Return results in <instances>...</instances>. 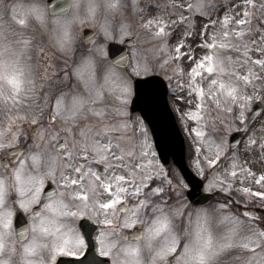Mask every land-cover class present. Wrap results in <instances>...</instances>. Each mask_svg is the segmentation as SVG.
I'll return each instance as SVG.
<instances>
[{
  "label": "snow or ice",
  "instance_id": "6c2138e0",
  "mask_svg": "<svg viewBox=\"0 0 264 264\" xmlns=\"http://www.w3.org/2000/svg\"><path fill=\"white\" fill-rule=\"evenodd\" d=\"M243 2L245 17H252L256 8L264 10V3H258L257 0H243ZM142 4L147 6V0H106L109 12L103 15L101 23L105 35L112 34L110 21L113 14L123 16L126 10H131L138 16L145 11ZM249 4L253 11L248 10ZM20 7L22 5H18L13 0H0V57L9 47L14 53V57L7 63L0 59V77L5 74V68L10 69V74L7 75L9 82L13 85L8 94L0 91L3 107L7 109L11 106L15 110L25 112V115L19 118L21 121L38 115L41 105L54 109L57 113L56 119L62 125V131L68 134V141L57 149L51 146V141L55 139L54 131L45 132L43 135L38 134L39 144L35 145L23 160L16 161L15 165L0 164V170H6L8 174L7 180L4 176H0V254L8 253L6 238L13 234L15 208L9 205V197L6 194L10 183L14 193H18L15 206L32 212V223L23 229V233L27 234L31 231L33 234L32 240L23 244L21 253L27 264H36L35 261L28 259V255L36 253L38 249H47L50 257L47 262L41 261L40 264H55L56 253L66 251L68 248L83 247L84 236L73 223L69 222V218L85 215L88 211L97 213L101 209L107 214L126 198L125 193L137 198L133 210L123 208L122 211L128 215H125L122 220H119L113 212V218L105 219L104 224L115 225V230L101 233L102 246L108 249L105 254L115 258L113 264H146L140 245L125 242L120 230L132 228L134 224L141 223L139 216L142 212L149 214L147 212L149 208L153 225L150 231L154 236L163 235L164 243L158 245L155 251L149 254L150 259L147 264H166V262L169 264V257L175 260V264H191L192 261L196 264H264V221L257 223L256 215L251 212L243 218L232 214L224 216L223 220L229 226L213 232L207 225L210 219L208 210L200 209L195 241L191 245L182 242L176 232L172 231L171 226L174 221L185 215L186 206L179 200L168 203L165 199L168 194L166 185H173V179L156 159L147 126L142 119L133 118L128 111L129 98L133 94L131 80L124 74L105 71L109 53L103 45H97L90 50V55L84 63L79 65L75 63L66 68L53 65L51 55L34 44V37L28 31L36 20L46 27L47 14L42 10L41 5H33L28 12L22 14L18 12ZM43 7L46 8L45 5ZM173 7H187L191 13L193 10L200 11L205 4L203 0H195L194 3L187 5L173 3ZM68 9L69 12L73 9L77 12L82 10L83 15L79 19L80 23H83L85 19L97 16L99 5L97 0H86L85 5H82L80 0H72ZM60 16H67V14ZM5 17H10L17 27L6 25ZM140 19L142 20L140 26L149 37V42L155 41L156 45L151 49H146L142 45L138 46L134 67L128 64L129 58L124 55L119 56V62L130 67L131 72L136 75L148 74L154 70L160 73L171 70L172 75L178 73L182 76L184 69L179 65L175 69L172 66L177 59L194 55V53L183 52L187 38L194 33L190 31L181 33L184 43L178 41L173 51L169 47L168 38L175 34V30L169 31V29L177 23L176 19L167 23L156 17ZM178 19L181 24L187 25L191 16L181 15ZM232 22L237 24L235 29L231 28ZM223 24L227 28L220 33L223 42L208 45L212 49L211 54L204 55L190 68L192 82L186 85L190 94L194 92L199 96L198 105L187 113L192 120L197 121L193 131L202 143L209 146L213 144L211 133L217 131L215 124L221 116L224 119L230 116L233 120L250 119L245 117L244 110L255 92L253 91L252 95L247 93L253 90L257 83L264 86V76L256 72L257 66L261 72H264V58L253 57L252 48L248 46L259 43L261 47L256 51L264 53V36H258L257 40L249 39L241 48L240 45L244 43L246 37L255 31L251 20H234L226 13ZM129 27L126 21H122L121 34H128ZM72 31V21L66 20L56 32L57 41L64 49L61 52L66 56L74 54V50L69 52ZM5 32H12L16 38L5 44ZM213 40L215 41V34ZM34 47H37V51L41 54L42 63L33 62L31 53ZM241 52L249 61L247 73L238 70L235 57L232 55V53ZM74 67L81 76L89 69H93L92 81L97 79L98 71L102 72L106 81L116 85L119 94L108 97L103 89H93L91 84H88L89 91L93 92V95L88 96L85 101V97L80 93H73L70 89L64 90L71 79L70 72L73 73ZM198 69L206 70L215 77L208 81L209 88H215V92L211 95L206 93L203 83H197L198 79L204 80L203 72ZM169 78L172 77L169 76ZM25 80L28 87L22 90L21 86ZM44 88L46 91H43ZM137 98L139 100L137 107L146 112L154 102L152 98L144 96L139 87H137ZM29 99L33 103H27ZM36 101L39 103H35ZM8 102H11V105ZM213 104L216 115H212L209 111L210 105ZM237 106L241 109L238 115ZM228 123H232V120H228ZM18 127L19 124L11 125V129ZM11 129L9 135H12ZM256 144L255 139H249V145ZM3 147L4 145L0 143V148ZM215 147L216 152L213 158L204 159L209 166L218 167L222 158H228L224 156V149L220 144H216ZM260 149L264 152V142L260 143ZM196 150L199 153L201 146L197 145ZM209 150L211 151V147ZM82 159L99 161L106 166V172L112 171V175L102 181L99 173L79 163ZM196 163L199 164L200 161L197 160ZM241 163L238 154H233L230 168L225 169L227 175L232 178H235L238 173L242 174V177L257 175L251 167H241ZM114 169H120L127 174ZM73 172L76 173L75 177L72 175ZM50 177H59V188L48 194L47 202L42 208H33V205L40 204L44 181ZM218 179L222 183H217V187H221L225 192L231 190L232 184L228 180H225L223 176ZM258 182L264 184V170L260 172ZM124 185H129L131 191L129 192V187ZM175 186L181 187V185ZM101 187L111 193L114 198L102 203L97 198ZM242 191L252 193L250 188H244ZM180 195L182 196V193ZM255 195L264 197V191L256 192ZM52 197L56 199L52 200ZM46 210L56 213L55 220L45 214ZM37 232L43 236H52L55 241L48 244L38 240ZM141 236L142 233L135 234L133 239L138 241ZM10 251L16 253L17 249L12 247ZM174 253H178V256H172ZM0 264H12V261L0 259Z\"/></svg>",
  "mask_w": 264,
  "mask_h": 264
},
{
  "label": "rangeland",
  "instance_id": "374dc122",
  "mask_svg": "<svg viewBox=\"0 0 264 264\" xmlns=\"http://www.w3.org/2000/svg\"><path fill=\"white\" fill-rule=\"evenodd\" d=\"M151 1V0H149ZM208 0H203L205 7L201 9L200 11L193 10L191 13L189 10L185 7V10H183L182 15L185 17L191 16V20L188 22L187 25H184L183 29L175 31V36H170V41H168L169 47L171 50L174 51L175 46L178 41L184 43V40L181 38V33L190 31L193 32L194 35L191 37H188L185 43V46L183 48V52L186 54L194 53V55H188L186 58H180L175 61L172 68L175 69L177 65L182 67L184 69L183 75L180 74L172 75V71H167L164 73H160L158 70H154L148 74H159L165 77L166 79L171 76L172 78L169 80L171 81L172 87H171V105L173 109L175 110V113L177 115L179 124L187 138V144H188V161L192 168L201 176L209 175V171L213 166H209L204 158H207V160H211L213 158L214 153L216 152V144H220L221 148L224 149V155L230 156L229 159H221L219 166L217 167V170L215 171L214 175H210L209 178L206 180L205 185V191L208 192H216L218 190H222L221 187H217V183H222L218 178L223 176L225 180H228L231 184V190L235 191L240 194H243V197L246 198V203L248 202H254L255 204H260L264 206V197L256 196V192L264 191V184H261L258 182V176L262 170H264V152L260 149V143L264 142V110L261 112L260 116L255 119L251 124H249L246 120H233L232 117H228L227 119H224L223 116H221V119L216 122L215 127L217 129L216 132L211 133V139L213 141V144L209 146L208 144L202 143L201 139L196 135L195 131H193L194 128L197 126V121H194L191 119L190 116H188V111L194 110L195 107L198 105L199 96L197 93H189V89L186 87V85L190 84L192 82L191 80V73L190 68L195 65L197 61H199L204 55L211 54L212 49L208 46L211 45L214 42H223V38L220 35L222 30H227L225 25L223 24V17L227 13L231 15L234 20L239 19H246L251 20L252 27L255 29L254 33L250 36L246 37L243 44L240 45L241 48L244 47L245 44H247L248 40H257L258 36H264V31H261L264 29V10L260 8H256L254 10V15L252 17H245L243 16V11L245 8L243 0H219L216 7H212L213 5H210ZM186 4L194 3L195 0H186ZM258 3H264V0H257ZM184 8V7H183ZM248 10L253 11L252 6L248 5ZM22 14V13H19ZM135 18L133 17L132 20ZM136 23V21H134ZM215 22V23H213ZM141 23L138 26H133L134 23L131 25L133 26V29L128 31V35H137L136 37V43L133 45L132 51H133V57L134 62L136 64V50L138 46H143L146 49H151L154 45H156L155 41L149 42V37L144 34L141 36L142 30H141ZM5 24L11 25L13 28H16L17 26L11 21L10 17L5 18ZM43 30H41V28ZM237 27V24L232 22L231 28L235 29ZM51 26L49 25V30ZM41 30V32L46 33L49 30H46L44 26H42L39 22L33 21L31 27L28 29V31L33 35V37L37 36L34 35L36 31ZM215 34V41L213 40V35ZM9 35L12 39H15L16 37L12 34V32H9ZM111 35H116L112 33ZM44 35H39L37 38H42ZM125 36V34H124ZM123 36V38H124ZM40 41V40H39ZM206 42V43H205ZM34 44L37 46L36 42ZM39 46L42 47H49L45 44V42L40 43ZM250 48H252L251 55L255 58H264V53L256 51L257 48L261 47L259 43L256 45H248ZM56 47V46H54ZM234 55L236 64L238 67V70L242 73H247V70L249 68V61L248 59L243 55V53H232ZM54 57V56H53ZM52 57V58H53ZM38 58H42L41 55H39ZM36 62V60L34 61ZM40 62H43V58L40 60ZM52 62V60H51ZM121 72L128 77L129 80L132 82L133 86V79L129 76L130 72H127L123 68H119ZM198 71H202L204 75V80H197V83H203L205 87L206 93L211 95L215 92V88H209L208 81L210 79H214L215 77L212 76V74H209L206 72V70L198 69ZM256 72L258 75L264 76V72H261L259 67L257 66ZM145 75L144 73H140ZM102 78V72L98 71L97 79L99 80ZM72 83H73V93H80L81 95H85L88 91V84L86 82H83L81 79L76 77L74 74L72 76ZM184 85V86H181ZM260 83H257L255 88L253 90L248 91V95H252L253 91L255 92V95L253 96L252 100L248 102L247 108L245 111V117H248V113L252 109L253 104L256 101L261 100L264 104V92L263 88ZM105 92V95L108 97L117 96L118 90L116 85L111 84L109 88L103 89ZM132 96L129 98V104L131 101ZM183 97V99H181ZM257 97H261L258 99ZM9 105H11V102H8ZM31 104L30 102H27ZM243 103V101H241ZM23 107V105H21ZM215 109V105H210L209 111L212 115H216L213 110ZM15 110L13 107L9 106L7 109L4 107H0V128L8 126L10 124H14V122H20V119L17 117L18 115H15L14 122H11L10 124L6 120L9 114L5 116L6 113H9L10 111ZM241 109L236 108L237 115L238 112ZM17 111V110H16ZM129 111V107H128ZM20 112V111H18ZM22 112V111H21ZM19 116H22L20 113H18ZM133 118L142 119L141 117L135 116ZM6 120V121H4ZM143 120V119H142ZM228 120H232V123H228ZM4 121V122H3ZM144 124L147 126L149 130V139L151 144L153 145V152L155 153L156 159L159 160L157 156V152L154 147L153 139L151 136L150 129L147 125V123L143 120ZM19 124V123H17ZM204 130V129H202ZM236 130H243L245 132V136L243 138V141L239 144V146L233 150V152H230L229 150V136L232 132ZM63 133H58L55 135V139L53 142H56L57 138L60 136H63ZM7 135L2 134L1 139H5ZM13 137L12 142H15L16 140L19 141V132L15 131L11 135ZM255 139L257 141L256 145H249V139ZM222 141V143H221ZM39 144V140H38ZM197 145L201 146V151L197 152ZM209 147H211V151L209 150ZM203 149V151H202ZM202 152V153H201ZM233 154H238L241 163V167H251L253 172L256 173V176L251 175H243L238 173L235 178L229 177L227 175V172L225 169L230 168L231 166V157ZM199 160L200 163L197 164L196 161ZM160 161V160H159ZM79 163H83L86 165V168L93 167V171L99 173L101 180H106L109 176L112 175V171H105V165L100 163L99 161H88L86 159H82V161H79ZM95 168V169H94ZM99 168L101 169V172L99 171ZM165 168V167H164ZM168 175L173 179V185H166L168 187V194H180L184 191L186 187V183L183 180V177L181 176L179 170L175 167L167 169ZM114 171L123 173L120 169H114ZM76 176V173L73 174V177ZM175 185H181V187L177 188ZM154 186V185H153ZM244 188H250L252 189V193H245L242 191ZM99 194H111L108 193L106 189L100 188ZM126 194V193H125ZM110 199V196H109ZM108 199V200H109ZM182 203V202H180ZM182 204L185 205L183 202ZM224 206V207H221ZM208 212H214V215H210V219L207 222L208 228L212 230L213 232H216L217 230H223L226 229L229 225L226 221L223 220L224 216H228L230 214L235 215L237 217L243 218L246 216L247 213L240 212L238 210H230L227 209V205L224 203L220 204H214L212 206H209ZM252 213V212H251ZM107 219L106 216L102 215L101 217V223H104V220ZM179 224L181 219H177ZM70 222V221H69ZM55 241L54 237H50L49 240L45 241L46 243H53ZM84 247V246H83ZM83 247L81 248H68L66 251H72V252H79ZM106 251L107 248L101 246L99 247V250ZM100 250V252H101ZM42 251L45 255L44 258L38 257V252ZM173 255V254H172ZM49 257L48 250L47 249H38V251L34 254H30L28 259H31L36 262V264H40L41 261L47 262V258ZM143 259L145 260L146 264L147 261L150 259V256L148 254H145ZM27 264V262L23 263ZM169 264H175V261L172 259V257H169Z\"/></svg>",
  "mask_w": 264,
  "mask_h": 264
},
{
  "label": "flooded vegetation",
  "instance_id": "af4514ba",
  "mask_svg": "<svg viewBox=\"0 0 264 264\" xmlns=\"http://www.w3.org/2000/svg\"><path fill=\"white\" fill-rule=\"evenodd\" d=\"M50 0H44V5L47 8L49 14L51 16H60V15H64V14H68L69 13V9H68V5H70L71 0H54L52 2V5L50 6L49 4ZM186 0H147V6H145L144 4H142V7H145V11L139 13V15L137 16L136 14L132 13L131 10H126L123 14V16H120L119 14H113V16L111 17V33L116 34L111 35V36H107L104 33V30L101 28V23H96V22H91L87 19L84 20L83 23H81L78 26V34H79V39L75 45L74 48V54H68L67 56L62 53L57 47H54L55 44L53 43L52 37H51V32L50 30L47 31L46 33L41 32V30H43L41 27V30L36 31L35 33H33L34 35H44L42 38H37V36L34 37V42H36L37 47L38 48H42L44 49L48 54L51 55L52 58V64L53 65H58L61 68H66L68 65H72L75 63H78L81 56L89 53L90 50L94 49L97 45H103L105 50L109 53V43L110 42H122L123 40H125L128 37H138L137 35H131L129 36L128 34H126L124 36V34H121L120 32V23L122 21H126L130 27L128 29L131 30L133 29V26H138L140 24V22H142V20L140 18L143 19H147L149 17H156L158 19H162L165 21V23L169 22L172 19H176L177 23L175 25L172 26V28L169 29V31H177V30H182L184 25L180 23L179 21V16L182 15L183 10H185V7H173V3H179L182 5H187ZM210 5H213L212 7H216L219 0H208L207 1ZM187 10V8H186ZM135 18L134 20H132V18ZM6 18V17H5ZM134 21H136V24ZM134 23V25L132 26L131 24ZM142 33L141 36L145 34L144 29H142ZM33 36V35H32ZM124 36V38H123ZM175 36V34H174ZM40 40V41H39ZM168 40H170V37L168 38ZM45 42L46 45H48L49 47H42L39 46L40 43ZM37 47H34L32 50V58H33V62L36 61H40L42 58H38L39 55H41L38 51H37ZM132 47L129 48V52H130V62L129 65H131L132 67L135 66V62H134V55H133V51H132ZM108 61L112 62L113 64H115L116 66H118L119 68H123L125 69L127 72H130L129 76L134 79L133 77L136 74H133L131 72V68L130 67H124L122 65H118L116 63H114L110 56L108 57ZM70 76L71 79L68 81V83L65 85V89L64 90H71V92H73V81H72V76L73 73L70 72ZM168 85H169V100H170V96H171V81L169 80V77L166 79ZM39 90V89H38ZM43 91H46V88L43 89ZM27 102L33 103V101L31 99H29ZM171 102V101H170ZM35 103H39L38 101H36ZM20 113L22 116L25 115V112H18V110H11L9 113H6L5 116L7 114L8 117L6 118V120L8 121V123L10 124L11 122H14V120L12 119L13 114H17ZM135 114H137V116L141 117V113L136 112ZM135 114L133 115V117L135 116ZM57 113L54 111V109L52 108H46L43 105L40 106V112L38 115H34L32 119H24L23 121L20 120V122H14V124L19 123V127L16 129H11V125L14 124H10L8 126L5 127H1L0 128V137L1 135L4 133L7 136L5 137V139H1L0 138V143H2L4 145L3 148H0V164H7V163H11L12 165H15L16 161L18 160H23L29 152H31L34 148L35 145L38 144V139L37 136L39 135H43L45 132H55V135L58 133H62L64 131H62V125L60 124V121L58 119H56ZM21 116H19L20 118ZM10 129L12 130V133L15 131L19 132V141L16 140L15 142H12L13 137L11 135H9ZM152 139H153V143H154V138L153 135L151 133ZM68 141V134L67 133H63V136H60L59 138H57L56 142H53V140L51 141V146L53 148H59V146L65 142ZM47 142V141H46ZM154 147H155V143H154ZM82 161V160H80ZM177 168L179 170V168L177 167V165H175L174 163L170 164L168 166V169L170 168ZM91 168V167H89ZM93 169V167L91 168ZM95 169V168H94ZM215 169V168H214ZM217 170V168L213 171V169H211L209 171V175H206L205 180H207V178H209L210 175H214L215 171ZM99 171L101 172V169L99 168ZM180 171V170H179ZM74 174V172L72 173V175ZM184 182L186 183V187L184 189V191L182 192V196L180 194H167V197L165 198L167 200L168 203H172L173 201L179 200L180 202H184L185 206H186V213L183 217L179 218L180 220V224L178 222V220H176V224L178 225L177 231H182L185 224L188 222L189 219V214L192 213L194 210L196 209H209V206H212L214 204H220V203H224L225 205H227V209L230 210H238L240 211L242 210H248L252 213H254L257 217V223H261L262 221H264V206L260 205V204H255L254 202H248L246 203V198L243 197V194H240L238 192L235 191H228L225 192L224 190L222 191H216V192H212L214 194H210L211 196L209 197V199L207 201H200V198L198 199L199 201H192L188 194H187V190L189 189V184L186 181V179H184ZM206 185V183H205ZM126 187H129V192L131 191L130 186L129 185H124ZM59 188V177H57V179H46L44 181V185L42 188V192H41V196H40V204L38 205H33V208L39 209L43 207V204L47 202V198L48 194L53 192L54 190H57ZM125 195V199L121 200L111 212H107L101 209L98 210L97 213H93L91 211H88L85 213V215L82 216H78L75 218H69V221L71 223L75 224V227L79 229V231L81 232V234L84 236V240H85V244L84 247L79 251V252H72V251H63V252H58L55 254L56 258H55V264L58 262V260L61 257H79L82 256L84 254V252L86 251V249L88 248V242L87 239L85 238V235L82 231V219L83 218H87L90 219L92 222H94V224H96V230H95V234H94V238H95V244H96V251L104 257H109L110 260V264H113L114 262V257L112 255H106L105 252L108 251V249L104 252L101 249V252L99 250V247L102 246L101 243V233L106 232V231H113L115 230V225L113 226H109L106 225L104 223H101V217L102 215L106 216L107 219H112L113 218V212L115 214V216L119 219L122 220L125 215H128V213H125L124 211H122L123 208L127 207L130 211L133 210V206L137 203V198L133 197L131 195H129L128 193L124 194ZM198 197H202L203 198V194L200 196V194H198ZM114 198L112 196V194H99L98 195V199L103 203V202H107V200ZM18 199V193H12L9 197V205L14 206L15 208V215L13 217V234L12 236L15 237V239L17 241H19L20 243H18L16 245V248L18 250V254H9V253H5V254H0V259H11V261L13 262V264H15V262L17 260L20 261V264H23L25 262H27L23 256L21 255V253L23 252V244L27 243L29 241L32 240L33 234L31 233V231L27 234L23 233V229L27 226H29L32 223V212L31 211H24L23 209L19 208L18 206H15V201ZM75 210V209H73ZM147 212L149 214H144L143 212L141 213V215L139 216V219L142 221L141 223H137L134 224L132 228H125V229H121L120 231L127 235L129 237L130 240L133 239V236L135 234H138L141 232V228L143 229V231L145 230V228L148 226L149 223H151V209L149 208L147 210ZM182 242H184L182 240ZM30 255V254H29ZM28 255V257H29ZM172 256H178V253H174ZM38 257L40 258H44L45 255L42 251L38 252ZM144 257V255H143ZM50 259V257L47 258V261ZM174 260V259H173ZM175 261V260H174Z\"/></svg>",
  "mask_w": 264,
  "mask_h": 264
},
{
  "label": "clouds",
  "instance_id": "9594fccd",
  "mask_svg": "<svg viewBox=\"0 0 264 264\" xmlns=\"http://www.w3.org/2000/svg\"><path fill=\"white\" fill-rule=\"evenodd\" d=\"M13 2L17 3L18 5H22V7L18 8V12L19 13H24V12H28L29 9L33 6V5H41L42 6V10L47 14V20H46V27L45 25L41 24L42 26L45 27L46 30H49V25L51 26L50 28V32H51V37L53 40V43L55 44V46L60 50V51H64L63 48L60 47L58 41H57V36H56V32L60 29V27L65 23L66 20H71L72 21V41L71 44L69 46V52L71 50H74L75 45L79 39V34H78V26L81 24L80 23V19L79 17L83 15V11L81 10L80 12H77V10L73 9L71 12H69L67 14V16H51L47 10V8H44V0H13ZM82 5L86 4V0H80ZM72 3V0H71ZM70 3V4H71ZM97 4L99 5V10H98V14L96 17L92 18L89 17L87 18V20L91 21V22H96V23H100L102 20V17L104 14L109 12V9L106 7V0H97ZM33 19H35V17H32ZM37 22L40 23L39 20H36ZM5 44H8L12 38L9 35V32H5ZM90 55V53H86L82 56V58L79 60V63H84L87 61L88 56ZM14 57V53L12 51V49L6 48V50L3 53V56L0 57V59H3L6 63L9 61L10 58ZM77 65V66H78ZM93 71V69H89L88 71L84 72L83 76L79 75L77 73V69L76 67H74L73 70V74L78 77L79 79H81L83 82H86L87 84H91L93 89H107L109 88V86L111 85L110 82L106 81L103 76L102 78H100L99 80L96 79L95 81L91 80V72ZM105 71H115L116 73H119L121 75H123V73L121 72V70L119 69L118 66H116L115 64H113L112 62L107 61L106 66H105ZM4 75L2 77H0V91H2L4 94H8L11 92L13 85L9 82L8 79V75L10 74V69L5 68L4 69ZM28 87L27 81L25 80L24 84L21 86L22 90L26 89ZM93 95V92L88 91L85 95H83L85 97V101H87L88 96ZM0 107H3V102H2V97H0ZM7 172L6 170H0V176H4L5 179L7 180ZM49 179H57V177L55 178H49ZM14 193V189L12 188L11 184H8V188H7V196L10 197V195ZM48 199V197H46ZM52 200H55L56 197H52ZM200 209H196L194 210L192 213L189 214V219L188 222L185 224L184 228L182 231H177L178 225L176 224V221L173 222L171 228L172 231L176 232V234L179 236L180 239H182L184 241V243L186 244H192L195 239H196V233H197V229H198V215H199ZM45 214L53 217V220H55L56 218V213L51 212L49 210L45 211ZM210 215H214V212H209ZM62 222H63V218H61ZM73 225L74 221H73ZM54 226V224H53ZM153 225L152 223H149L148 226L145 228V230L142 233V236L140 237V239L137 240H130L129 237L125 234H121L122 239L125 240V242L127 243H131L133 245H136L137 243L140 245L141 249H142V253L143 255L145 254H150L152 252L155 251L156 247L160 244L164 243V238L163 235L162 236H154L153 233L150 231V228H152ZM36 237L38 240H42V241H47L49 240V238L51 236H43L42 234H40L39 232L36 233ZM20 243L19 241H17L15 239L14 236H9L6 238V248L8 249V253L9 254H18V250L16 253H11L10 249L12 247L16 248V245ZM50 244V243H48ZM17 249V248H16ZM13 264V262H12ZM15 264H20V261L17 260L15 262ZM167 264V262H166ZM191 264H196L195 261H192Z\"/></svg>",
  "mask_w": 264,
  "mask_h": 264
},
{
  "label": "water",
  "instance_id": "95a60500",
  "mask_svg": "<svg viewBox=\"0 0 264 264\" xmlns=\"http://www.w3.org/2000/svg\"><path fill=\"white\" fill-rule=\"evenodd\" d=\"M128 43H133V40H127ZM123 47L118 44H112L110 47V54L116 58L117 48ZM125 48V47H123ZM126 52V51H123ZM115 53V55H113ZM117 53V54H116ZM124 54V53H123ZM126 54V53H125ZM118 62V61H117ZM120 63V62H119ZM160 77L158 75L149 76L146 78H138L135 81V97L133 100V111L141 110L144 118L148 121L152 128L153 134L155 136V142L159 156L163 163L169 164L171 159L180 167L182 173L186 179L192 185L188 194L192 201H196L198 196L196 194H203V198L200 197L201 202L207 201L208 195L202 192L203 181L193 174L186 162V143L185 139L180 131V128L176 122L175 115L171 111L167 100L166 88L164 84L159 81ZM144 82V83H138ZM137 87L143 92L144 96L153 99V103L149 106L147 112L137 107L139 100L137 98ZM262 110V104L257 103L250 115V121H252ZM241 139V133H234L231 136V146L235 147ZM194 194V195H193ZM199 201V200H197ZM86 222V221H84ZM96 227V226H95ZM92 229V228H91ZM89 228L85 225L86 234H89ZM95 230V229H94ZM93 233L87 235L90 242V247L86 254L79 259H64L63 264H105L108 260L100 257L95 251V241L93 239ZM103 260V261H102ZM62 264V263H59Z\"/></svg>",
  "mask_w": 264,
  "mask_h": 264
}]
</instances>
